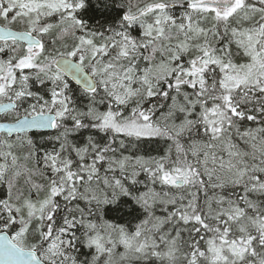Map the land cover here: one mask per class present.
<instances>
[{
  "label": "snow or ice",
  "instance_id": "1",
  "mask_svg": "<svg viewBox=\"0 0 264 264\" xmlns=\"http://www.w3.org/2000/svg\"><path fill=\"white\" fill-rule=\"evenodd\" d=\"M108 2L0 0V264H264V0Z\"/></svg>",
  "mask_w": 264,
  "mask_h": 264
},
{
  "label": "trees",
  "instance_id": "2",
  "mask_svg": "<svg viewBox=\"0 0 264 264\" xmlns=\"http://www.w3.org/2000/svg\"><path fill=\"white\" fill-rule=\"evenodd\" d=\"M106 4L108 5L107 7L105 6ZM118 11L119 9L110 4L108 0H88V6L86 10L81 13V15L90 26L100 27L101 25H106L107 23L112 22V20L117 16ZM180 11V9H176V14L179 15ZM164 147L165 146L162 142L159 144V146L152 145V154L156 155L157 151L162 152ZM109 215L118 219L122 213L113 212ZM124 219L129 218L125 217ZM119 222L123 223L124 220H119Z\"/></svg>",
  "mask_w": 264,
  "mask_h": 264
}]
</instances>
